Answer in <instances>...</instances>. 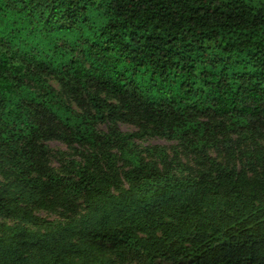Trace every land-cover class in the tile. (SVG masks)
I'll return each instance as SVG.
<instances>
[{
  "label": "trees",
  "instance_id": "16d2710c",
  "mask_svg": "<svg viewBox=\"0 0 264 264\" xmlns=\"http://www.w3.org/2000/svg\"><path fill=\"white\" fill-rule=\"evenodd\" d=\"M252 1L0 0V150L12 152L16 178L0 187V213L30 222L20 204L43 207L39 195L51 190L84 204L79 223L8 228L0 264L104 262L90 239L150 262L264 264V168L261 182L219 163L177 176L142 160L138 134L94 125L128 113L193 150L264 131V0ZM34 70L74 97L88 93L93 113L76 114ZM67 135L96 150L115 146L128 187L113 192L107 174L87 167L76 182L49 170L44 182L32 176L36 144Z\"/></svg>",
  "mask_w": 264,
  "mask_h": 264
},
{
  "label": "rangeland",
  "instance_id": "374dc122",
  "mask_svg": "<svg viewBox=\"0 0 264 264\" xmlns=\"http://www.w3.org/2000/svg\"><path fill=\"white\" fill-rule=\"evenodd\" d=\"M259 2V0H255L249 3L258 6ZM34 72L40 75L54 89L56 94L71 106L76 114L91 115L93 113L88 93L80 92L77 97H74L53 74L37 70ZM25 82L27 83V81ZM31 87L41 93L34 84H31ZM89 91L91 94L100 95L109 102H115L111 96L97 91L93 87H90ZM126 115V120L115 123L109 119L104 122H94L95 128L100 133H109L110 130L117 127L124 134H138V137L134 138L136 152L144 162L158 170H169L182 177H199L201 173H212L215 164L219 163L234 168L240 176L246 177L250 181L261 182L263 180L261 173L264 168V131L256 134L232 133L227 135L226 145L219 141L214 147L193 150L177 140L154 134L151 124L136 120L128 113ZM14 160L12 152L0 150L1 188H10L16 184L15 171L12 167ZM32 160L39 169L31 175L42 182L45 181L42 175L45 170L76 182V171L87 167L97 171L100 175L107 174L113 192L128 187L124 177V172L128 167L122 161L115 146L106 148V150H96L70 139V135H67L65 141L49 138L36 144L33 149ZM24 168L27 171L26 165ZM27 190L31 189L27 188ZM39 196L45 201L43 207L20 204L21 208L29 213L30 222L25 223L19 217L5 216L0 213V235L8 233V228L15 225H23L38 232L50 231L58 223H79L84 214L82 195L70 199L66 198L60 190H51ZM73 241L82 243L77 239ZM83 242L96 246L98 251L95 255L104 260V262L92 264H187L186 261L175 262L163 258L150 262L142 253L130 251L123 247L115 248L111 243L104 240L90 239Z\"/></svg>",
  "mask_w": 264,
  "mask_h": 264
}]
</instances>
